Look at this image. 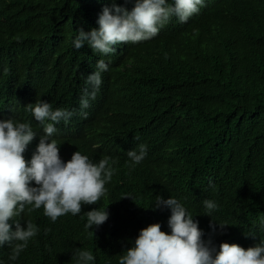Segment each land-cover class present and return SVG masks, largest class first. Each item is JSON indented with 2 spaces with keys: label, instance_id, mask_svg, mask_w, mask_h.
<instances>
[{
  "label": "trees",
  "instance_id": "trees-1",
  "mask_svg": "<svg viewBox=\"0 0 264 264\" xmlns=\"http://www.w3.org/2000/svg\"><path fill=\"white\" fill-rule=\"evenodd\" d=\"M107 3L0 0V112L40 132L25 101L75 110L56 126L60 157L80 151L93 162L108 157L113 168L105 195L76 216L52 222L42 207L26 208L21 222L39 230L14 264H75L77 248L91 251L94 264H117L141 228L159 222L168 230L169 210L150 208L156 195L181 199L217 248L223 241L254 245L264 238V0H204L186 23L174 17L150 40L118 44L103 57L87 45L75 50L76 30L96 27ZM97 59L109 70L83 118L81 89ZM137 143L148 154L130 167L126 151ZM204 199L218 205L212 217L203 213ZM106 206L108 219L86 230V212ZM212 218L229 225L213 231ZM9 253L7 244L0 248L5 264Z\"/></svg>",
  "mask_w": 264,
  "mask_h": 264
},
{
  "label": "clouds",
  "instance_id": "clouds-1",
  "mask_svg": "<svg viewBox=\"0 0 264 264\" xmlns=\"http://www.w3.org/2000/svg\"><path fill=\"white\" fill-rule=\"evenodd\" d=\"M128 2L125 0V4ZM130 2V9L116 0L103 5L96 27L89 31L76 30L72 47L80 50L87 45L94 55L108 56L115 52L114 46L118 44H137L156 37L160 30L173 24L174 17L178 22L186 23L199 12L204 0ZM108 70L109 62L97 59L93 71L86 75L78 102L81 117H87L85 109L96 98L102 73ZM24 104L25 111L38 122L40 132L30 121L21 122L8 110L0 112V248L5 244L10 248L9 264H14L39 230L30 220L21 222L26 208L32 211L42 207L43 214L52 222L66 214L76 216L81 213L82 205L94 204L105 195V185L113 175L108 157L93 162L80 151H74L67 161L60 157V144L54 138L56 126L61 122L67 125L76 114L75 110L53 108L50 102L42 99L33 103L25 101ZM38 134V143L26 160L23 153ZM133 140L139 141V135L133 136ZM147 154V145L137 143L126 151L129 166L139 165ZM118 156L119 151L115 160ZM209 186H212L211 180ZM202 203L203 213L212 217L217 203L212 199H204ZM150 208L169 210L168 230H161L159 222L141 228L130 241L131 246L123 250L117 264H264V238L247 248L227 241L221 242L217 248L210 238H203V230L198 227L195 215L181 199L156 195ZM108 216L107 206L92 208L86 212L85 229L98 228ZM213 221L216 223L210 222L209 225L213 231L217 226L223 230L229 225ZM259 223L264 225V217H260ZM72 257L75 264H94L95 261L91 251L81 248L72 252ZM0 264H5L4 260H0Z\"/></svg>",
  "mask_w": 264,
  "mask_h": 264
}]
</instances>
